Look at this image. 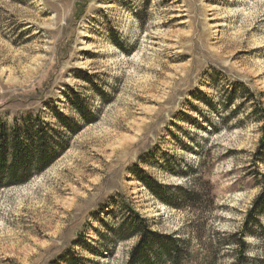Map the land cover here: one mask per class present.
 <instances>
[{
	"label": "rangeland",
	"instance_id": "obj_1",
	"mask_svg": "<svg viewBox=\"0 0 264 264\" xmlns=\"http://www.w3.org/2000/svg\"><path fill=\"white\" fill-rule=\"evenodd\" d=\"M243 87L264 106V0H0V122L39 118L48 137L69 140L42 175L0 188V264L62 263L72 251L126 264L133 243L101 239L113 200L158 232H183L189 217L152 196L136 168L166 188L211 181L223 206L214 225L236 232L260 193L256 101L225 104ZM55 110L82 130L66 131Z\"/></svg>",
	"mask_w": 264,
	"mask_h": 264
},
{
	"label": "trees",
	"instance_id": "obj_2",
	"mask_svg": "<svg viewBox=\"0 0 264 264\" xmlns=\"http://www.w3.org/2000/svg\"><path fill=\"white\" fill-rule=\"evenodd\" d=\"M238 94L250 99L246 103L243 101L241 106L246 107L255 100V96L243 87L226 94V107L231 108L238 101ZM67 99L87 124L93 123L79 94ZM255 101L249 115L261 125L262 135L251 169L258 175L254 179L260 193L245 213L239 229L228 233L214 225L217 214L223 212V206L218 204L211 181H206L203 176L189 180L190 187L166 188L146 176L142 169L136 168L133 170L135 177L152 196L166 207L187 215L189 220L185 222L187 226L183 232L166 235L156 231L153 219L142 217L125 200H113L116 208L107 214L113 224H108L105 219L100 221L106 230L101 239L110 236L115 242L133 243L126 264H218L221 259L230 260L231 264H264V259L250 258L251 245L248 242V238L257 239L264 252V175L258 168L260 163L264 164V106ZM55 115L60 126L69 133L76 135L82 130L75 120L64 117L56 110ZM31 121V118L16 120L12 128L0 122L1 189L26 184L42 175L68 149L69 140L61 138L55 141L47 136L39 118ZM98 250L99 253L93 251L92 254L104 257V248L98 245ZM61 259L62 263L54 264H86V260L75 251Z\"/></svg>",
	"mask_w": 264,
	"mask_h": 264
}]
</instances>
